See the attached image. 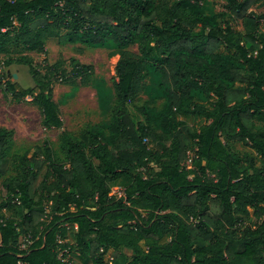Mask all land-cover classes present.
Returning <instances> with one entry per match:
<instances>
[{"label": "trees", "instance_id": "trees-1", "mask_svg": "<svg viewBox=\"0 0 264 264\" xmlns=\"http://www.w3.org/2000/svg\"><path fill=\"white\" fill-rule=\"evenodd\" d=\"M226 1L232 22L201 0H0L4 67L26 66L34 82L5 85L47 130L64 127L61 111L25 52L44 53L63 29L122 58L111 136L63 134L67 165L40 146L8 158L12 133L0 128V179L14 171L0 184V264H63L66 249L91 264H264V12L251 10L264 0ZM135 36L142 48L156 40L165 134L134 104L148 62L121 50Z\"/></svg>", "mask_w": 264, "mask_h": 264}, {"label": "rangeland", "instance_id": "rangeland-1", "mask_svg": "<svg viewBox=\"0 0 264 264\" xmlns=\"http://www.w3.org/2000/svg\"><path fill=\"white\" fill-rule=\"evenodd\" d=\"M226 4V0H201V8L209 17L222 16L226 21L232 22ZM251 10L263 13L264 7L258 3ZM234 25L238 31L243 30L240 20ZM200 30L197 28L196 32ZM156 46V40H151L142 48L140 38L135 36L121 52L130 58L147 60L142 82L144 90L137 95L134 104L150 111L152 132L165 134L159 121L167 107V100L158 74L152 66L159 57ZM9 50L16 56L23 54L20 47L19 50L13 47ZM116 52L120 51L112 43L94 47L79 34L60 29L53 37L45 40L44 53H24L31 58L38 78L52 81V97L60 108L64 122L63 128L52 130L43 127L42 114L31 98L17 102L5 85L6 82H12L23 88L33 87L34 82L28 68L20 65L5 68L7 56L0 54V128L12 133L5 156L30 157L34 148L40 146L45 150L50 149L56 162L65 166L67 159L61 145L63 134H69L77 142H80V134L85 132L98 133L106 138L111 136L110 125L120 107L115 84L118 81L116 67L122 58L121 55H112ZM178 121L195 124L193 118L179 116ZM237 149L243 150V147L237 145ZM11 175H14V171L9 168L8 173L0 179V184ZM17 243L23 245L24 238L21 236ZM131 255L130 253L129 256ZM75 258L77 264H91L89 258Z\"/></svg>", "mask_w": 264, "mask_h": 264}, {"label": "built area", "instance_id": "built-area-1", "mask_svg": "<svg viewBox=\"0 0 264 264\" xmlns=\"http://www.w3.org/2000/svg\"><path fill=\"white\" fill-rule=\"evenodd\" d=\"M112 194L110 193V197H114L116 198L117 200L121 199V198H124V191L119 188V187H114L113 190H112ZM118 194V196H116ZM118 197V198H117ZM64 228H69L68 226H63ZM75 229H77V226H75ZM22 248H26V245L25 243H23V245H21ZM60 258L63 262V264H76V258L74 255H72L70 253L69 250H62L60 252Z\"/></svg>", "mask_w": 264, "mask_h": 264}, {"label": "water", "instance_id": "water-1", "mask_svg": "<svg viewBox=\"0 0 264 264\" xmlns=\"http://www.w3.org/2000/svg\"><path fill=\"white\" fill-rule=\"evenodd\" d=\"M2 245V242H0V246Z\"/></svg>", "mask_w": 264, "mask_h": 264}, {"label": "crops", "instance_id": "crops-1", "mask_svg": "<svg viewBox=\"0 0 264 264\" xmlns=\"http://www.w3.org/2000/svg\"><path fill=\"white\" fill-rule=\"evenodd\" d=\"M80 258V257H79Z\"/></svg>", "mask_w": 264, "mask_h": 264}]
</instances>
